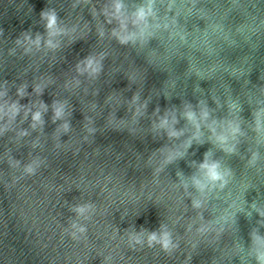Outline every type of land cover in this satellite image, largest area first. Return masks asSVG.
Wrapping results in <instances>:
<instances>
[{
	"label": "clouds",
	"instance_id": "obj_1",
	"mask_svg": "<svg viewBox=\"0 0 264 264\" xmlns=\"http://www.w3.org/2000/svg\"><path fill=\"white\" fill-rule=\"evenodd\" d=\"M141 14H143L142 11H141ZM54 20H55V18L52 17L51 22H50V24H49V27H51V24L54 23ZM202 167H205V168L208 169V174H209V177H210L211 179H218V178H219V174H218L217 171H216V167H217L216 165H207V164H204V165H202ZM153 238H155V237H153ZM168 243H169V241H168L167 238L165 237V240H164V246L167 247V246H168ZM258 259L260 260L261 264H264V253H262V254L258 257Z\"/></svg>",
	"mask_w": 264,
	"mask_h": 264
}]
</instances>
